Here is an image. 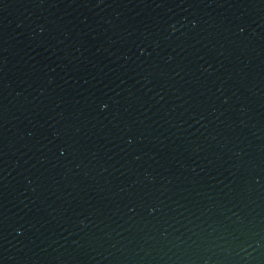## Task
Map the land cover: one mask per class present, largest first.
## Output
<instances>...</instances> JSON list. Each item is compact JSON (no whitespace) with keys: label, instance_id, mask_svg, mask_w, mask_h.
I'll list each match as a JSON object with an SVG mask.
<instances>
[{"label":"water","instance_id":"95a60500","mask_svg":"<svg viewBox=\"0 0 264 264\" xmlns=\"http://www.w3.org/2000/svg\"><path fill=\"white\" fill-rule=\"evenodd\" d=\"M0 264H264V0H0Z\"/></svg>","mask_w":264,"mask_h":264}]
</instances>
